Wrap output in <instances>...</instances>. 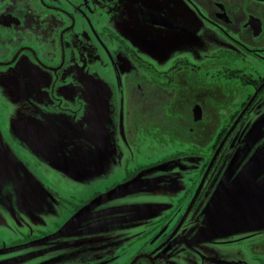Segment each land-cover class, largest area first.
<instances>
[{
  "label": "flooded vegetation",
  "instance_id": "obj_1",
  "mask_svg": "<svg viewBox=\"0 0 264 264\" xmlns=\"http://www.w3.org/2000/svg\"><path fill=\"white\" fill-rule=\"evenodd\" d=\"M131 2L0 0V74L11 80V91L19 95L11 96V102L15 100L12 105L23 101L25 109L37 117L32 120L47 123L45 127L50 128V133L58 129L52 125L72 132L85 105L69 87H78L86 95L93 92L96 83L108 77L105 67L109 66L110 58L119 57L93 51L99 45L97 33L102 34L106 46L121 49L123 56L136 61L140 58L132 48L141 46L143 30L173 32L177 43L203 39L206 47L200 51L204 52L172 55L164 68L145 61L156 78L157 89L168 98L171 119L165 123L168 130L162 132L169 139L165 143H177L170 148L171 156L156 163L155 159L148 160L153 162L148 165L121 159L122 165L117 167L119 172L114 178L97 180L98 188L82 199L72 214L95 203L96 198L110 190L133 185L140 174L152 176L155 171L175 170L171 181L179 183L181 197L170 199L167 214L156 219L146 231L136 224L131 234L116 240L95 238L87 247L63 254L65 258L53 259L55 255L45 247L5 257L0 264H27L44 252L49 254L41 264H61L66 260L72 264H162L160 258L166 257L173 244L183 242L179 234L207 229L206 208L237 152L242 132L257 122H260L257 129L264 130V0H142L135 5L133 16L126 17L125 7ZM176 4H181L178 15L169 13ZM138 108L141 113L143 107ZM13 120L12 124L16 118ZM157 136L152 133L151 137L159 143ZM136 138L145 143L139 136L128 141L134 142ZM19 154L28 157L23 152ZM263 162L264 159L259 165ZM95 170L97 175L101 174L100 169ZM238 170L233 169V174L240 175ZM262 181L263 177L256 186L264 187ZM116 218L105 217L94 228L102 224L110 226ZM118 220L122 221L121 216ZM120 223L116 230L123 229L125 223ZM233 240H224L223 244ZM247 240L248 236L241 241L245 244ZM202 243L191 255L196 260L184 264L207 263L203 256L206 245ZM58 245L49 247L58 249ZM210 264L225 263L215 260Z\"/></svg>",
  "mask_w": 264,
  "mask_h": 264
},
{
  "label": "rangeland",
  "instance_id": "obj_2",
  "mask_svg": "<svg viewBox=\"0 0 264 264\" xmlns=\"http://www.w3.org/2000/svg\"><path fill=\"white\" fill-rule=\"evenodd\" d=\"M141 1L132 0L126 5V17L133 16L135 5ZM178 5L181 6L176 4L168 12L178 15ZM200 24L205 27L204 23ZM97 34L102 46L99 49L97 44L93 51L119 57L110 58L109 66L105 67L108 77L96 83L93 92L86 95L78 87H69L80 95L85 105L72 132L52 125L58 129L50 133V128L45 127L47 123L32 120L37 117L30 114L33 111L25 109L23 101L19 100L18 108H14L17 105H12L15 100L11 102V96L19 95L11 91V80L0 74V145L5 151L4 162L10 166L0 172V260L45 247L55 255L53 259L65 258L63 254L87 247L95 238L116 240L131 234L136 224L146 231L156 219L167 214L170 199L181 197L179 183L171 181L175 170L155 171L152 176L140 174L133 185L120 192L110 190L96 198L106 197V200L86 216L95 219L82 223L68 234L56 236L70 221L79 202L98 188L95 182L114 178L119 172L117 167L122 165L121 159L130 158L136 160L137 165H148L171 156L170 148L177 143H165L169 139L162 132L168 130L165 123L171 119L168 98L157 89L156 78L145 61L148 59L156 67L164 68L172 55L190 56L192 52H204L200 50L206 47L201 38L177 43L173 32L148 29L140 35L141 46L132 48L140 58L136 61L123 56L121 49L106 46L102 34ZM158 54L170 55L158 58L155 56ZM139 106L143 107L141 113ZM137 123L140 124L135 125ZM259 123L242 132L237 152L206 208L207 229L179 234L183 242L173 244L166 257L160 258L162 264L193 261L191 255L203 245L202 241L206 245L203 250V256L208 259L206 264L215 260L225 264H264V187L259 191L255 188L260 178L264 181V162L259 165L264 159V130L257 129ZM152 133L158 135L159 143L151 137ZM135 136L145 143L139 138L128 141ZM19 152L28 157H19ZM153 159V162L148 161ZM95 169H100L101 174L97 175ZM233 169H239L240 175L233 174ZM257 174L260 176L256 177ZM116 215L121 216L122 221ZM105 217L117 218L110 226L102 224L95 229L96 223L103 222ZM224 219L235 222L227 223ZM120 222L125 223L124 227L116 230ZM247 236L246 243L251 242L244 244L241 240ZM230 239L235 240L223 244ZM55 243H59L58 249L49 247ZM48 254L37 255L28 263L41 264ZM72 263L66 260L61 264Z\"/></svg>",
  "mask_w": 264,
  "mask_h": 264
},
{
  "label": "water",
  "instance_id": "obj_3",
  "mask_svg": "<svg viewBox=\"0 0 264 264\" xmlns=\"http://www.w3.org/2000/svg\"><path fill=\"white\" fill-rule=\"evenodd\" d=\"M3 152L5 155V151L1 148L0 145V172L1 169H9V165L7 163L4 162V157L3 156ZM129 186V185H128ZM127 186H122L116 190H114V192L116 191H122L123 189H125ZM257 189V191H259L262 186H256L255 187ZM106 200V197H102L96 200L95 203H91L89 204L87 207H84L83 209L79 210L75 215L72 216V218L70 219V221H68L65 225V227L56 235L59 237V235H65L66 233L68 234L69 231H72L73 229H75V227L80 226L82 223L91 220L92 217H88L86 218V216H88L89 213H91V211L98 206L99 204L101 205L104 201ZM227 223H234L235 220L233 219H224ZM218 221L216 222L215 226L217 225ZM55 236V235H53Z\"/></svg>",
  "mask_w": 264,
  "mask_h": 264
}]
</instances>
